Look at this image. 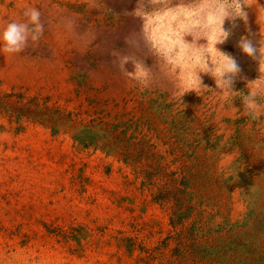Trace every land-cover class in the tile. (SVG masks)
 <instances>
[{"label":"rangeland","instance_id":"374dc122","mask_svg":"<svg viewBox=\"0 0 264 264\" xmlns=\"http://www.w3.org/2000/svg\"><path fill=\"white\" fill-rule=\"evenodd\" d=\"M136 6L0 0V31L26 7L44 24L35 46L0 53V264H264V117L252 122L210 91L181 100L146 51L137 55L153 85L122 76L111 53L130 51ZM247 11V25L237 20L220 45L240 65L234 90L245 94L261 74L236 44L249 31L257 47L264 36ZM233 106L243 111L239 98ZM174 203L190 214L172 221ZM193 221L215 253L189 255ZM234 236V254L218 253Z\"/></svg>","mask_w":264,"mask_h":264},{"label":"clouds","instance_id":"9594fccd","mask_svg":"<svg viewBox=\"0 0 264 264\" xmlns=\"http://www.w3.org/2000/svg\"><path fill=\"white\" fill-rule=\"evenodd\" d=\"M250 8L256 11V23L264 24V4L259 0H137L130 15L140 19L139 32L124 37L130 51H112L113 66L141 90L148 89L156 75L137 55L146 51L155 57L158 71L173 84L174 96L182 100L189 92L202 97L210 91L221 104L231 102L242 116L252 122L260 121L264 117V36L258 47L250 39L254 35L250 31L236 44L242 53L258 62L261 74L247 83V94L234 90L242 70L235 57L220 47L233 34L237 20L247 25ZM23 16V21L13 20L0 31V53L19 54L39 42L44 33L41 12L26 7ZM226 22L230 27H225ZM73 26L69 21L67 27ZM129 62L132 71L125 67ZM204 76L214 80L216 90L203 82ZM236 98L241 101L242 112L233 106Z\"/></svg>","mask_w":264,"mask_h":264},{"label":"trees","instance_id":"16d2710c","mask_svg":"<svg viewBox=\"0 0 264 264\" xmlns=\"http://www.w3.org/2000/svg\"><path fill=\"white\" fill-rule=\"evenodd\" d=\"M183 182H185L186 186L188 184V181L184 180ZM185 186V187H186ZM162 196H168V194H163V195H160V196H157L156 199H164ZM181 199H177V201L180 202ZM182 209V210H181ZM180 211V212H179ZM191 211V206H188L187 208L183 209V208H178L177 209V203H174V206L172 207V221H174V217L177 216V217H182V218H186L190 213ZM202 228L204 229V232H206V229L204 227H201L200 226V229L202 230ZM189 230H190V234H189V238L191 239V243L189 244V255L190 256H196L198 255L199 253L201 252H205V251H209L208 254H213L216 252V250L218 249H213L211 247H213L212 245L211 246H207V244H211L209 243L210 241V235L207 237L208 234H204V235H199L197 233V230H199V227L196 226L195 224V221L192 222V224L190 225L189 227ZM198 236L202 237L201 240L198 239ZM206 239V240H203V239ZM242 244V239L241 237L239 236H234L233 238H231L229 244H226L224 245L223 247H220L218 253H225L227 251V249L230 251L233 252L234 254V250L238 247H240ZM226 248V249H225ZM215 250V251H214ZM226 250V251H225Z\"/></svg>","mask_w":264,"mask_h":264},{"label":"bare ground","instance_id":"6f19581e","mask_svg":"<svg viewBox=\"0 0 264 264\" xmlns=\"http://www.w3.org/2000/svg\"><path fill=\"white\" fill-rule=\"evenodd\" d=\"M227 51V50H226ZM249 62V61H248Z\"/></svg>","mask_w":264,"mask_h":264}]
</instances>
